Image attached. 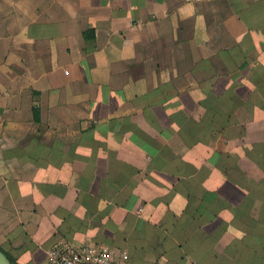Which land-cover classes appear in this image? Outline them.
<instances>
[{
  "label": "crops",
  "instance_id": "0c3cea01",
  "mask_svg": "<svg viewBox=\"0 0 264 264\" xmlns=\"http://www.w3.org/2000/svg\"><path fill=\"white\" fill-rule=\"evenodd\" d=\"M62 240L264 264V0H0V250Z\"/></svg>",
  "mask_w": 264,
  "mask_h": 264
},
{
  "label": "built area",
  "instance_id": "2783aa9c",
  "mask_svg": "<svg viewBox=\"0 0 264 264\" xmlns=\"http://www.w3.org/2000/svg\"><path fill=\"white\" fill-rule=\"evenodd\" d=\"M45 264H127L125 255L105 245H78L62 240L47 251Z\"/></svg>",
  "mask_w": 264,
  "mask_h": 264
},
{
  "label": "water",
  "instance_id": "95a60500",
  "mask_svg": "<svg viewBox=\"0 0 264 264\" xmlns=\"http://www.w3.org/2000/svg\"><path fill=\"white\" fill-rule=\"evenodd\" d=\"M0 264H15V263H13L9 259V257L0 250Z\"/></svg>",
  "mask_w": 264,
  "mask_h": 264
},
{
  "label": "trees",
  "instance_id": "16d2710c",
  "mask_svg": "<svg viewBox=\"0 0 264 264\" xmlns=\"http://www.w3.org/2000/svg\"><path fill=\"white\" fill-rule=\"evenodd\" d=\"M92 33H94V32H89L88 33V38L92 35ZM230 97H231V100H230V106L232 105L231 103L234 101V99H235V97H234V95H232V92H231V94H230ZM230 108V107H229ZM230 121V119H228L227 120V122H229ZM243 133L245 134L246 132H244V130L241 132V135H243Z\"/></svg>",
  "mask_w": 264,
  "mask_h": 264
},
{
  "label": "rangeland",
  "instance_id": "374dc122",
  "mask_svg": "<svg viewBox=\"0 0 264 264\" xmlns=\"http://www.w3.org/2000/svg\"><path fill=\"white\" fill-rule=\"evenodd\" d=\"M205 75L209 76V74H205Z\"/></svg>",
  "mask_w": 264,
  "mask_h": 264
}]
</instances>
